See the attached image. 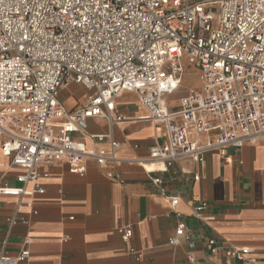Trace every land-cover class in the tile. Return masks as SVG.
Here are the masks:
<instances>
[{
    "label": "built area",
    "instance_id": "obj_1",
    "mask_svg": "<svg viewBox=\"0 0 264 264\" xmlns=\"http://www.w3.org/2000/svg\"><path fill=\"white\" fill-rule=\"evenodd\" d=\"M185 59L198 68L202 87L170 112L164 100L182 84ZM73 84L87 93L83 104L69 109L61 93ZM125 92L134 93L149 119L163 127L149 161L166 169L264 140V0H0V145L9 166L23 170L20 187L0 184L1 195L18 199L9 230L29 223L19 207L24 198L44 193L41 179L49 174L43 166L61 162L85 175L90 161L104 166L119 160V142L90 134L88 127L97 119L110 126L125 122L115 108ZM192 132H214L215 138L201 144ZM104 140L108 147L98 145ZM161 196L181 217L179 196ZM26 203L36 213L33 201ZM207 208L201 201L192 214L212 222ZM118 231L125 241L133 235L129 225ZM182 239L191 235L180 220L169 243ZM22 243L16 255L1 251L0 264L28 260L30 237ZM214 243L209 245L217 252ZM254 253L248 247L226 252L258 264Z\"/></svg>",
    "mask_w": 264,
    "mask_h": 264
},
{
    "label": "crops",
    "instance_id": "obj_2",
    "mask_svg": "<svg viewBox=\"0 0 264 264\" xmlns=\"http://www.w3.org/2000/svg\"><path fill=\"white\" fill-rule=\"evenodd\" d=\"M182 86L164 100L170 112L185 97L172 98ZM86 93L75 84L62 91L61 99L70 109L78 100L84 102ZM115 108L125 122L110 126L106 120H90L88 131L119 142L117 162L101 166L90 161L85 175L70 172L61 162L43 166L49 174L41 179L45 191L24 198L19 213L29 223H17L12 230L7 218L18 208V199L0 194V252L18 254L28 235L31 256L20 264H248L226 254L244 247L252 248L258 264H264V140L208 151L202 163L188 158L166 169L149 161L150 147L161 141L164 129L149 119L148 109L131 92L118 97ZM191 135L201 144L215 138L214 132ZM98 145L108 147L109 142ZM9 163L0 145V184L20 187L17 177L23 170ZM197 174L199 180L194 179ZM154 177L161 183L155 184ZM162 192L179 196L175 209L181 217ZM30 200L36 213L26 203ZM201 201L208 203L205 213L215 216L214 221L193 216V206ZM180 220L191 240L172 245L169 238ZM128 225L133 235L125 241L118 229Z\"/></svg>",
    "mask_w": 264,
    "mask_h": 264
},
{
    "label": "rangeland",
    "instance_id": "obj_3",
    "mask_svg": "<svg viewBox=\"0 0 264 264\" xmlns=\"http://www.w3.org/2000/svg\"><path fill=\"white\" fill-rule=\"evenodd\" d=\"M185 73L183 79V86L172 96V98H180L186 96L190 89L193 90H200L202 87L201 79H200V72L198 68L190 63L185 59ZM73 84L71 87H73ZM84 102L77 101L76 104H83Z\"/></svg>",
    "mask_w": 264,
    "mask_h": 264
},
{
    "label": "bare ground",
    "instance_id": "obj_4",
    "mask_svg": "<svg viewBox=\"0 0 264 264\" xmlns=\"http://www.w3.org/2000/svg\"><path fill=\"white\" fill-rule=\"evenodd\" d=\"M160 165V164H159ZM152 168H156V166H158V165H155V164H153V165H150ZM152 168H149V169H152Z\"/></svg>",
    "mask_w": 264,
    "mask_h": 264
}]
</instances>
